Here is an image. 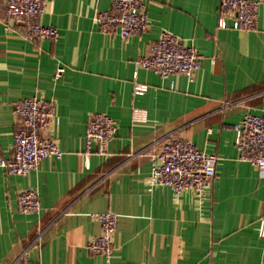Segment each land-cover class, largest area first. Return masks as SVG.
I'll return each mask as SVG.
<instances>
[{"label":"crops","instance_id":"crops-1","mask_svg":"<svg viewBox=\"0 0 264 264\" xmlns=\"http://www.w3.org/2000/svg\"><path fill=\"white\" fill-rule=\"evenodd\" d=\"M257 1V28L238 31L219 27L220 0H145L148 31L123 40L96 21L112 0H47L40 21L57 27L51 41L27 37L22 23L7 29L0 0V160L14 154L16 105L32 96L55 102L45 134L64 152L26 175L0 165V264H264V171L242 159L233 129L247 113L264 117V0ZM164 30L203 55L192 80L135 75L134 61ZM58 67L65 72L56 78ZM135 80L146 93L134 95ZM134 108L146 109L147 120L133 122ZM95 112L118 131L107 154L85 157ZM177 138L218 157L201 198L187 191L177 202L170 187L147 182L153 155ZM28 188L39 194V212L18 208ZM106 212L119 217L109 261L87 249L101 232L95 215Z\"/></svg>","mask_w":264,"mask_h":264},{"label":"built area","instance_id":"built-area-1","mask_svg":"<svg viewBox=\"0 0 264 264\" xmlns=\"http://www.w3.org/2000/svg\"><path fill=\"white\" fill-rule=\"evenodd\" d=\"M259 1L220 0L218 25L238 31H252L258 25ZM47 10V0H6L4 25L10 29L16 23L25 25L26 36L34 40L58 38V29L53 25H43L41 16ZM228 19L232 22L227 24ZM102 33L123 40L148 31L145 0H112L111 8L100 10L96 15ZM203 55L198 49L187 44L178 35L164 30L150 48V54L134 61L135 75L138 69L152 71L162 78H172L183 74L190 80L201 68ZM65 72L58 67L55 77ZM148 85L134 81V95H142ZM19 128L14 135V154L0 160V165L13 175H26L36 169L48 157L61 159L64 152L58 143L46 136L56 116L54 101L40 96L22 99L15 108ZM147 120V110L134 108L133 122ZM235 145L244 160L251 161L264 171V117L247 113L233 126ZM117 122L109 115L95 112L86 124L85 141L87 157L92 152L108 153V144L116 137ZM97 148H93L94 145ZM218 157L199 150L189 139L166 140L161 149L152 157L151 171L147 182L151 186H167L173 190L175 200L192 191L201 198L211 187L216 175ZM18 208L23 213L39 212L41 204L36 189L28 188L19 192ZM101 225V232L90 239L87 249L104 256L108 261L114 250V235L119 228V217L114 212L95 215ZM258 236L264 239V215L259 219Z\"/></svg>","mask_w":264,"mask_h":264}]
</instances>
